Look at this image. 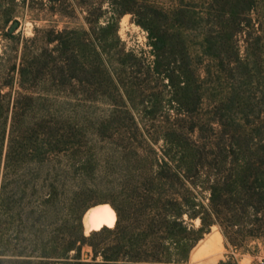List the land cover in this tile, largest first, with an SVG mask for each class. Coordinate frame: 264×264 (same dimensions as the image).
<instances>
[{
    "label": "trees",
    "instance_id": "trees-1",
    "mask_svg": "<svg viewBox=\"0 0 264 264\" xmlns=\"http://www.w3.org/2000/svg\"><path fill=\"white\" fill-rule=\"evenodd\" d=\"M107 3L112 11L104 25L103 2L93 23L85 19L88 31L69 33L82 36L86 79L79 82L91 89L100 58L97 34L112 31L119 41L120 19L131 12ZM1 7L0 31L17 43L10 27H19L14 3ZM232 7L227 22L240 33L244 23ZM69 34L48 31L37 48L36 32L19 62L0 65V264H188L214 227L237 251L264 243V119L239 110V92L231 88L224 97L214 96L199 72L191 67L186 81L183 69L175 92L189 109L179 111L176 125L122 132L112 126L117 115L100 122L84 106L71 109L67 101L50 98L53 89L78 81L69 77ZM149 41L159 74L170 65L171 40L151 32ZM54 43L56 60L49 49ZM210 44L208 39L200 45L201 55L223 61ZM175 45L191 58L187 42ZM129 135L150 146L105 154L95 144ZM99 205L112 207L116 224L86 236L82 218ZM85 246L91 262L82 261Z\"/></svg>",
    "mask_w": 264,
    "mask_h": 264
},
{
    "label": "rangeland",
    "instance_id": "rangeland-1",
    "mask_svg": "<svg viewBox=\"0 0 264 264\" xmlns=\"http://www.w3.org/2000/svg\"><path fill=\"white\" fill-rule=\"evenodd\" d=\"M108 1L114 4L115 10L131 12L120 19L119 41L112 31L97 34L100 58L96 62L91 89L79 82L86 79L79 47L82 36L70 34L88 31L85 19L90 17L93 23L98 15L97 8L103 2L102 11L107 14L100 24L104 25L112 11ZM13 3L12 13L19 22L18 29L14 30L18 42L6 39L0 31V65L19 62L26 40L35 37L36 32L37 48L43 46L48 31L70 33L67 37L74 42L68 52L72 69L69 77L74 75L78 81L53 89L50 98L59 103L67 101L71 109L84 106L95 113L100 122L117 115V121L112 124L114 129L132 133L136 127L147 130L175 126L179 111L189 109L179 104L175 86L183 69L187 72L185 80L190 79L191 67L206 79L205 90L224 97L235 88L240 95L237 103L242 104L239 110L264 119V0H26L25 3L23 0H0L1 10ZM233 5L237 6L244 23L241 32L235 34L227 22ZM179 8L188 16H183ZM188 17L193 19L190 21ZM13 26L10 24L11 30ZM151 32L171 40L166 51L170 65L160 67L159 74L155 72L156 57L149 41ZM181 39L187 42L190 59L183 58L175 45ZM208 39L223 61L201 55L200 45ZM56 45L49 47L53 60L60 56ZM165 74L173 79L174 88ZM88 98L91 101H85ZM150 143L134 139L132 135L95 142L105 154L122 153L131 145L147 148ZM162 144L160 141L159 146ZM194 224L196 228L200 226L199 221ZM84 232L89 235L86 230ZM91 253V248L85 246L82 261L91 262ZM188 264H264V243H252L246 251H237L227 245L220 230L214 227L193 250Z\"/></svg>",
    "mask_w": 264,
    "mask_h": 264
},
{
    "label": "bare ground",
    "instance_id": "bare-ground-1",
    "mask_svg": "<svg viewBox=\"0 0 264 264\" xmlns=\"http://www.w3.org/2000/svg\"><path fill=\"white\" fill-rule=\"evenodd\" d=\"M88 216L89 222L85 225L87 235L103 227L113 228L117 220L115 211L109 205L98 206L92 209Z\"/></svg>",
    "mask_w": 264,
    "mask_h": 264
},
{
    "label": "water",
    "instance_id": "water-1",
    "mask_svg": "<svg viewBox=\"0 0 264 264\" xmlns=\"http://www.w3.org/2000/svg\"><path fill=\"white\" fill-rule=\"evenodd\" d=\"M16 28H17V24H15V25L13 26L12 31L16 30ZM99 206H103V205H99ZM96 207H98V206H96ZM96 207H93V208L89 209V210L84 214V216H83V218H82V225H83L84 230H86V228H85L86 223L89 222V216H88L89 212H90L92 209L96 208Z\"/></svg>",
    "mask_w": 264,
    "mask_h": 264
}]
</instances>
